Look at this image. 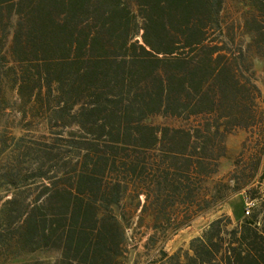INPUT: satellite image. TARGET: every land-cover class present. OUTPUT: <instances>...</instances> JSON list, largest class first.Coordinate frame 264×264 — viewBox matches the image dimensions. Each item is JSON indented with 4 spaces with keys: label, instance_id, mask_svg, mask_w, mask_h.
Here are the masks:
<instances>
[{
    "label": "trees",
    "instance_id": "1",
    "mask_svg": "<svg viewBox=\"0 0 264 264\" xmlns=\"http://www.w3.org/2000/svg\"><path fill=\"white\" fill-rule=\"evenodd\" d=\"M229 1L245 8L237 26ZM255 57L264 62V0H0V151L16 128L10 113L42 121L44 136L70 128L55 138L65 153L54 140L44 142L52 150L34 146L51 160L39 193L15 191L1 205L0 264H127L134 212L142 219L147 210L148 170L166 215H154L156 233L169 239L186 222L176 206L207 191L218 172L215 139L252 123L260 89L242 67ZM155 114L218 121L159 125L148 119ZM152 149L161 155L148 160ZM236 202L244 216L235 225L219 216L186 251L161 248L146 264H264V200L248 215Z\"/></svg>",
    "mask_w": 264,
    "mask_h": 264
},
{
    "label": "rangeland",
    "instance_id": "2",
    "mask_svg": "<svg viewBox=\"0 0 264 264\" xmlns=\"http://www.w3.org/2000/svg\"><path fill=\"white\" fill-rule=\"evenodd\" d=\"M244 9L243 5L229 1L226 11L229 23L234 20L237 26ZM242 39L245 40V37L242 36ZM243 65H245L242 67L245 77L250 78L260 89V92H256L254 95V102L250 106V113L253 115V118L250 119L252 123L249 126H235L228 134L220 135L215 139L220 144L218 152H222L218 172L210 180L211 185L207 191L202 190L199 194L198 191H194V195L186 199V205L180 208L176 206L182 216H185L186 222L182 228L177 231L174 230L171 237L166 240H164L165 235L156 233L154 215L157 214L161 220L166 215L163 208L164 202L157 203L156 208L154 197L160 187L152 184L156 175L152 170H148L146 192L141 194V203L142 205L146 204L147 210L142 219H139L140 210L134 212L133 225L128 229L129 253L127 264H146L157 257L161 248L169 253L178 250L184 252L189 249L191 239L200 235L215 218L222 215L231 217L233 224L230 227L235 225L237 221L232 217V208L236 201L243 200L245 203L250 198H256L260 202L264 200V62L261 58L255 57L251 68H247L246 64ZM8 118L10 125H14L16 128L8 130L7 143L0 151V207L15 191L33 198L41 190V177H43V173H45L47 165H50L51 160L44 151H37L34 148L35 144L37 143L40 149L52 150L54 148L51 145H45L44 142L48 139L52 142L55 141V138L64 139L63 137L70 136L68 133L70 128H66L67 132L61 134L60 128L54 126L53 132L47 133L49 136L47 134L44 136L42 131L45 129L42 121H29L30 118L21 121L20 115L16 113L8 114ZM68 119L71 120V118ZM148 119L154 124L187 128L197 127L204 123L213 125L218 121L214 117L208 121L203 116H193L187 119L165 114H155ZM76 137L83 138L79 132L75 135ZM55 142H57L55 149L65 153L69 147L65 141ZM28 149L31 152L26 155L25 151ZM160 155L161 152L154 149L144 152V156L148 160L158 158ZM38 156H41V159L46 162L42 173L36 169L35 165ZM15 169L20 171L16 184L2 178L5 173L10 170L15 171ZM215 189L219 191L218 196L226 197V202H217V199L213 198V194L216 193ZM205 194L210 197L206 198ZM200 198H203L201 202ZM206 199H209L208 202ZM134 203L135 200L133 199L125 202L124 209L127 213L133 210L131 207ZM196 213H199L197 217H195ZM177 223L179 224L178 221L174 223V227ZM160 225L166 227V224ZM48 255L54 256L55 253L49 252Z\"/></svg>",
    "mask_w": 264,
    "mask_h": 264
},
{
    "label": "crops",
    "instance_id": "3",
    "mask_svg": "<svg viewBox=\"0 0 264 264\" xmlns=\"http://www.w3.org/2000/svg\"><path fill=\"white\" fill-rule=\"evenodd\" d=\"M235 204L238 206V208H232V217L233 219H235L236 221L243 218L244 214L242 211V208H239V205L237 204V202H235ZM246 205V202H245Z\"/></svg>",
    "mask_w": 264,
    "mask_h": 264
},
{
    "label": "built area",
    "instance_id": "4",
    "mask_svg": "<svg viewBox=\"0 0 264 264\" xmlns=\"http://www.w3.org/2000/svg\"><path fill=\"white\" fill-rule=\"evenodd\" d=\"M257 199H248L246 202L245 213L248 215L252 211V208L256 205Z\"/></svg>",
    "mask_w": 264,
    "mask_h": 264
}]
</instances>
